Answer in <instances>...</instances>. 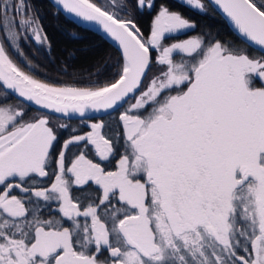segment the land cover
<instances>
[{"label": "snow or ice", "instance_id": "obj_1", "mask_svg": "<svg viewBox=\"0 0 264 264\" xmlns=\"http://www.w3.org/2000/svg\"><path fill=\"white\" fill-rule=\"evenodd\" d=\"M56 3L119 56L86 86L68 63L41 79L47 69L25 71L4 44L23 56L22 29L50 49L38 14L0 0V264H264V0H184L204 14L214 4L260 55L155 0ZM9 89L64 117L128 106L111 135L100 120L61 142L69 125L24 119Z\"/></svg>", "mask_w": 264, "mask_h": 264}, {"label": "trees", "instance_id": "obj_2", "mask_svg": "<svg viewBox=\"0 0 264 264\" xmlns=\"http://www.w3.org/2000/svg\"><path fill=\"white\" fill-rule=\"evenodd\" d=\"M99 2L104 3L102 0H99ZM204 2L208 4V0H204ZM30 3L33 5V10L38 14L40 22L49 37L51 45L50 49H48L41 48L39 45H36L32 41L21 43L20 49L25 55V60H31L34 63L39 64L42 70H48L47 77L43 75V72L36 73L39 78L49 79L51 82H55L56 72L54 71V69L61 63H68L77 71L83 72V80L80 82V86H86L87 80L89 79L87 73L98 60L103 58H110V62L114 63L116 58L119 56L118 50L106 39L89 29L77 25L71 19L66 17L62 12H60L55 6H53V4L49 0H30ZM155 3L157 6L156 10H158L161 3H166L171 10L180 11L186 17L194 19L197 24V32L202 31L205 28L211 29L214 33H218L221 39L231 40L234 43L238 44L240 47L246 48L249 51V54H261L254 47H249V45L245 43L244 40L232 30L228 26L223 16L212 5L208 7L207 13L204 14L199 13L197 10L191 9L190 6L179 0H155ZM152 15H155V10L152 12ZM138 18L142 21L144 29L147 30V27L150 24V16L143 15ZM73 34L75 35L73 36ZM193 34L194 33L192 31H189L187 35L180 34L176 35L174 38L185 39L188 35ZM168 42L171 41H166V43ZM4 44L11 58L21 68H23L25 71H28L29 67L25 65L23 61L18 59V57L11 50L8 42L4 41ZM69 53H74V56L70 57ZM61 82L72 83L74 81L70 80L67 76H62ZM0 88L1 91H4L1 85ZM9 100L22 102L21 100L13 97L10 93L8 101ZM23 104L27 105L24 102ZM27 106L31 111H39L30 107L29 105ZM127 106V103H125L123 107L110 114H107L103 117L91 118L90 120H104L106 125L111 126V131H109L106 127V132L111 135L112 132L118 131L117 118L119 112L124 111ZM67 122L69 124V127L67 129L61 130L59 134L61 142L63 141V139H67L73 134H81L82 132L89 130L87 125L84 124V120L70 119ZM73 129L76 130L75 133L73 132ZM74 147H76V150ZM80 147H82V145ZM74 152L75 154H78L77 146H70L68 155L73 154ZM113 163H115L114 160Z\"/></svg>", "mask_w": 264, "mask_h": 264}, {"label": "water", "instance_id": "obj_3", "mask_svg": "<svg viewBox=\"0 0 264 264\" xmlns=\"http://www.w3.org/2000/svg\"><path fill=\"white\" fill-rule=\"evenodd\" d=\"M53 6H55L60 12H62L66 17H68L69 19H71L73 22H75L77 25L79 26H82L86 29H89L97 34H99L100 36H102L104 39H106L110 44H112L116 49H117V46H116V43L111 40L110 38H108L103 32L102 30L99 29V26L96 25L94 22H89V21H85L83 20L82 18L80 17H77L75 16V14H72V13H68L66 12L65 10H63L62 6L58 5L56 3V0H49ZM209 2V0H208ZM212 6L223 16V18L226 20L228 26L240 37L244 40V38L242 36H240V34L238 33V31L234 28V26L232 25L231 21L228 20V18L222 13V11L216 7L214 4H212ZM252 47H254L255 49L258 50V46H255V45H252ZM0 85L2 86V83H0ZM3 88V86H2ZM8 93H10L13 97L17 98L18 100H21L22 102L26 103L27 105H29L30 107L34 108V109H37V110H40L42 112H46L50 115H54V116H58V117H61V118H65V119H91V118H95V117H103L107 114H110L116 110H118L119 108L121 107H118L117 109H110L108 111H101V112H95V111H89L85 114V116L83 117H80L79 114H72L70 117H64L63 115L61 114H58V113H54V112H51L49 110H46V109H43L41 108L40 106L36 105L34 102H31V101H26L24 100L23 98L19 97V95L15 92H13L12 90H6ZM125 105V104H124Z\"/></svg>", "mask_w": 264, "mask_h": 264}, {"label": "rangeland", "instance_id": "obj_4", "mask_svg": "<svg viewBox=\"0 0 264 264\" xmlns=\"http://www.w3.org/2000/svg\"><path fill=\"white\" fill-rule=\"evenodd\" d=\"M102 1L104 3H107V0H102ZM179 1H181V2L184 3V0H179ZM20 32H21V39L19 40L20 47H21V43L22 42H26V41H28V42L30 41L31 42L32 41L33 43H35L34 40H32L30 38V34H28L29 35V38L28 39H25L24 38V36H25L24 31L21 29ZM36 45H38V44H36ZM9 46H10L11 50L13 51V53L18 57V59L21 60V61H23L25 63V65L28 66L27 61L25 60L26 58L24 57L25 55H23V56L19 55V52H18V50L16 48L12 47L10 44H9ZM20 51H22V50L20 49ZM0 92H2L1 91V88H0ZM7 102L8 103H11L13 105H16V106H18V107H20L22 109H24V111H25L24 119H26V120L27 119H31L35 115H48V114H46L44 112H41V111H31L27 105L23 104V102H20V101L9 100ZM48 116L50 117V119L53 122V124H60V123L67 124L66 120L63 119V118H57V117H54V116H51V115H48ZM93 122H98V121H93V120H88V119L87 120H84V124H86V125H88L89 123H93ZM61 130H63V129H59L58 130V136H59Z\"/></svg>", "mask_w": 264, "mask_h": 264}, {"label": "flooded vegetation", "instance_id": "obj_5", "mask_svg": "<svg viewBox=\"0 0 264 264\" xmlns=\"http://www.w3.org/2000/svg\"><path fill=\"white\" fill-rule=\"evenodd\" d=\"M49 115V114H48ZM64 119V118H63ZM65 120H70V119H65ZM81 120H86V119H81ZM88 120H90V119H88ZM66 121V122H67ZM67 124H68V122H67ZM69 125V124H68ZM86 125V124H85ZM57 147H58V145H57ZM75 148V150H76V147H74ZM75 155V152L73 153V154H69L68 155V158H69V160L73 157ZM89 158H94L92 155H91V150L89 151ZM113 163V162H112ZM114 164V163H113ZM106 168L108 169V170H111V165H107L106 164ZM50 171H51V169H50ZM52 179H54V177H52L51 175L47 178V179H45L44 181H43V183L44 184H48V183H50L51 182V180ZM73 194L74 195H76V192L74 191L73 192ZM45 216H47V213H45Z\"/></svg>", "mask_w": 264, "mask_h": 264}]
</instances>
